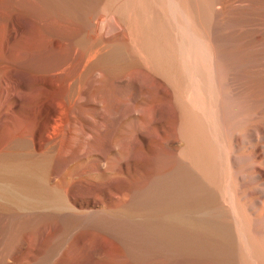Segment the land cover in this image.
Masks as SVG:
<instances>
[{"label": "bare ground", "instance_id": "bare-ground-1", "mask_svg": "<svg viewBox=\"0 0 264 264\" xmlns=\"http://www.w3.org/2000/svg\"><path fill=\"white\" fill-rule=\"evenodd\" d=\"M2 201L32 264H264V0H0Z\"/></svg>", "mask_w": 264, "mask_h": 264}, {"label": "rangeland", "instance_id": "rangeland-1", "mask_svg": "<svg viewBox=\"0 0 264 264\" xmlns=\"http://www.w3.org/2000/svg\"><path fill=\"white\" fill-rule=\"evenodd\" d=\"M42 165H43V163H42ZM48 166H50V164L49 163L47 164V162H46L44 168H46V167L47 168H52V165L50 167H48ZM37 194L39 196L40 195L41 196L43 195L42 197L43 198H46V194L47 193L45 194L44 192H41V193L40 192L39 193L37 192ZM44 194H45V196H44ZM47 198H48V195H47ZM2 202L0 203V210H5V212L7 213L6 210H9L8 209L9 208V205L7 203H5L6 201L3 202V203ZM1 212L5 213L4 211H1ZM4 218H3L4 221L0 222V230H1L0 231V234L2 233L1 242H2V244H4L6 246V248L5 247L3 248V250L5 251L3 253H4L5 256H8L10 258H12L11 256H14L15 257V258H12V259H14L13 261L10 260L12 263L10 261L9 262L11 264H32V263L35 262V260L37 261V259L39 258V256H38L37 253L35 254V252L29 251V253L31 252L29 254V253H27L28 252L27 250L24 251V249H23V246L25 245L26 239L35 234L36 225L35 224H30V223H28L27 221H24V220H12L8 216H4ZM7 218L10 219V220H8L9 221V224L6 221ZM3 223H5V224L7 223L6 224L7 225L6 226L7 229L5 227H4V229H1V227L3 228V225H4ZM2 230H4V231L5 230H8V231H5L7 233V235H8V238L7 239L6 238L5 239L3 238V232L4 231H2ZM6 233H4V234H6ZM7 235H4V236H7ZM69 241H67L65 243V245H63L65 248H69V247H67V246H69V245H67L69 243ZM20 247L22 248V250H21ZM57 254L58 255H56V257L51 258L50 261H52V260L53 261L51 263L50 262H47V264H54L55 261H56L55 264H57V258H59V256H60L61 253L59 252ZM34 258H36V259H34Z\"/></svg>", "mask_w": 264, "mask_h": 264}]
</instances>
